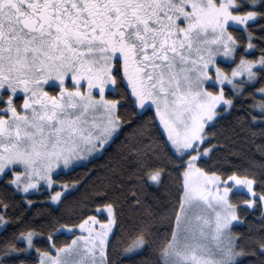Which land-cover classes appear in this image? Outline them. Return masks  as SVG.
Returning a JSON list of instances; mask_svg holds the SVG:
<instances>
[{"label":"snow or ice","instance_id":"1","mask_svg":"<svg viewBox=\"0 0 264 264\" xmlns=\"http://www.w3.org/2000/svg\"><path fill=\"white\" fill-rule=\"evenodd\" d=\"M0 264H264V0H0Z\"/></svg>","mask_w":264,"mask_h":264},{"label":"trees","instance_id":"2","mask_svg":"<svg viewBox=\"0 0 264 264\" xmlns=\"http://www.w3.org/2000/svg\"><path fill=\"white\" fill-rule=\"evenodd\" d=\"M83 172V169H77L75 172H73V173H68V175H65V176H63V178H65V179H67V178H69V176H78V175H80L81 173ZM33 199H38V200H43L44 199V196H43V194L41 193V194H39L38 196H35V197H32ZM37 207L39 208V205H37ZM34 220H35V224H36V226H38V227H40V226H43V225H41V218L39 217V216H36V217H34ZM239 230H243V227L242 228H240ZM70 239H71V236H68V235H62V236H60L59 237V241L60 242H64L65 240H67V241H70ZM41 244L43 245L44 243H46V241L45 240H43V239H41Z\"/></svg>","mask_w":264,"mask_h":264},{"label":"rangeland","instance_id":"3","mask_svg":"<svg viewBox=\"0 0 264 264\" xmlns=\"http://www.w3.org/2000/svg\"><path fill=\"white\" fill-rule=\"evenodd\" d=\"M66 235L71 236L70 234H66Z\"/></svg>","mask_w":264,"mask_h":264}]
</instances>
